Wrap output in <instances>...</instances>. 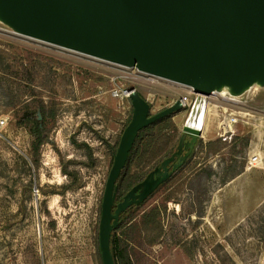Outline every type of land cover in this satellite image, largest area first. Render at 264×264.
<instances>
[{
	"label": "rangeland",
	"instance_id": "obj_1",
	"mask_svg": "<svg viewBox=\"0 0 264 264\" xmlns=\"http://www.w3.org/2000/svg\"><path fill=\"white\" fill-rule=\"evenodd\" d=\"M116 89H135L150 115L185 95L192 101L147 134L126 182L144 180L171 156L189 114L205 107L203 135L185 165L112 234L129 264H264V85L206 99L1 21L0 264H103V196L133 115L130 97L113 96ZM38 99L55 118L37 156L16 116ZM253 156L260 161L251 165Z\"/></svg>",
	"mask_w": 264,
	"mask_h": 264
},
{
	"label": "water",
	"instance_id": "obj_2",
	"mask_svg": "<svg viewBox=\"0 0 264 264\" xmlns=\"http://www.w3.org/2000/svg\"><path fill=\"white\" fill-rule=\"evenodd\" d=\"M0 21L17 34L135 68L205 96L222 87L241 95L264 85V0H0ZM130 100L132 119L121 136L102 202L103 264H115L110 241L121 214L144 204L168 182L203 135L185 123L178 152L116 205V182L139 131L182 109L178 100L150 115V104L135 89ZM184 144L188 152L168 172Z\"/></svg>",
	"mask_w": 264,
	"mask_h": 264
},
{
	"label": "trees",
	"instance_id": "obj_3",
	"mask_svg": "<svg viewBox=\"0 0 264 264\" xmlns=\"http://www.w3.org/2000/svg\"><path fill=\"white\" fill-rule=\"evenodd\" d=\"M36 103L37 104H35L33 108H28L21 115L17 114L16 117H17V124L29 128V131L34 137L32 143L33 153L34 155L38 156L41 146L44 143H46L48 140V123L50 122V120L55 118V114L53 110L48 109V107L46 106L45 102L42 99H38ZM170 118H171L170 116L164 117L156 121L155 123L149 125L148 127L143 128L141 131H139L138 136L136 137L135 143L133 145V148L129 153V157L126 162V165L123 168L120 177L116 182L118 188L116 202H115L116 205L124 200L125 196L130 192L131 189H133L136 185H138L143 181V180H137L134 183L130 181L126 182V176L130 170V167L134 161L135 156L138 154L141 146L145 141V137L147 136L148 133L150 134V132H152L156 126L169 122ZM152 195H150V197ZM142 205L134 204L130 208H128L125 212H123L120 216V224H122L129 217H131L133 213ZM131 226L134 227V225ZM124 236L128 238L126 232H124ZM110 245H111V252L115 264L130 263L129 262L130 255L128 248L125 247L118 240H116L113 235L111 236Z\"/></svg>",
	"mask_w": 264,
	"mask_h": 264
},
{
	"label": "bare ground",
	"instance_id": "obj_4",
	"mask_svg": "<svg viewBox=\"0 0 264 264\" xmlns=\"http://www.w3.org/2000/svg\"><path fill=\"white\" fill-rule=\"evenodd\" d=\"M90 57V56H89ZM117 65V64H116ZM120 66V65H118ZM122 67H125V66H122ZM146 74V73H145ZM160 77H158L159 79ZM178 86V85H177ZM184 86V85H183ZM185 87V86H184ZM189 89H191V87L187 86ZM248 90V89H247ZM227 93L231 94V96H239V95H235V94H232L231 93V89L229 87H222L221 89H218V90H215L210 96H205V95H202V94H197V96L199 97H204V98H208V97H216L218 96L219 94H222V95H226ZM226 99V98H225ZM203 100V99H202ZM231 101V100H230ZM200 107V106H199ZM205 108V107H204ZM204 108L202 109V111H200L199 113H197V115L195 116L194 113L192 114H189L191 117L189 120H187L188 122L186 123L188 126H191L193 128H196V129H202L203 127V124H204V117H205V114H204ZM194 112V111H193Z\"/></svg>",
	"mask_w": 264,
	"mask_h": 264
},
{
	"label": "built area",
	"instance_id": "obj_5",
	"mask_svg": "<svg viewBox=\"0 0 264 264\" xmlns=\"http://www.w3.org/2000/svg\"><path fill=\"white\" fill-rule=\"evenodd\" d=\"M130 94H131V91H128V90H119V89H116V90H114L113 91V96H115V97H117V98H121V99H123V98H127V97H130ZM196 94V93H195ZM197 95V94H196ZM230 97H234V96H231V94H230ZM207 99V98H206ZM231 100H233L232 98H230ZM180 101H181V103H182V107L183 108H186V107H189L190 106V104H191V100H190V98L188 97V95H185V96H183V97H181L180 99H179ZM234 121V123L235 122H237V119H234L233 120ZM259 162V157L258 156H253L252 158H251V160H250V164L251 165H253L254 163H258Z\"/></svg>",
	"mask_w": 264,
	"mask_h": 264
},
{
	"label": "flooded vegetation",
	"instance_id": "obj_6",
	"mask_svg": "<svg viewBox=\"0 0 264 264\" xmlns=\"http://www.w3.org/2000/svg\"><path fill=\"white\" fill-rule=\"evenodd\" d=\"M189 140H190L189 137H188V139L186 138V139H185V144H186V142H188ZM179 141H180V140H179ZM178 144H179V142H178ZM185 144H184L183 149H182V151L180 152V154L176 155L175 158H174V160L168 165V172H172L173 169H174V166H175L177 163H179V162L181 161V159L183 158V156L188 152V149L185 148ZM195 146H196V145H195ZM194 149H195V147H194ZM194 149H193L192 152L189 154V156L187 157V159H186L185 162L183 163L182 167L185 165L186 161H187V160L189 159V157L192 155ZM177 152H178V145H177V147H176V150L171 154V156L174 155V153H177ZM171 156H169V157H171ZM169 157H167V158H169ZM167 158H166V159H167ZM164 160H165V159H164ZM161 164H162V163H161ZM161 164H160L158 167H160ZM158 167H156V168H158ZM182 167H181V168H182ZM156 168H155V169H156ZM181 168H177V169L173 172V175H174L179 169H181ZM155 169H154V170H155ZM163 170H164V169H162V171H163ZM150 173H151V172H150ZM150 173H149V174H150ZM149 174L147 175V177L149 176ZM173 175H172V176H173ZM147 177H146V178H147ZM146 178H145V179H146ZM145 179H144V180H145ZM144 180H143V181H144ZM143 181H142V182H143Z\"/></svg>",
	"mask_w": 264,
	"mask_h": 264
},
{
	"label": "crops",
	"instance_id": "obj_7",
	"mask_svg": "<svg viewBox=\"0 0 264 264\" xmlns=\"http://www.w3.org/2000/svg\"><path fill=\"white\" fill-rule=\"evenodd\" d=\"M260 161V160H259Z\"/></svg>",
	"mask_w": 264,
	"mask_h": 264
}]
</instances>
